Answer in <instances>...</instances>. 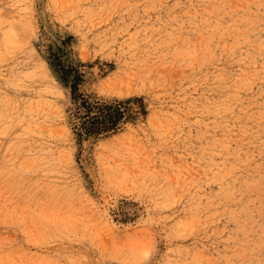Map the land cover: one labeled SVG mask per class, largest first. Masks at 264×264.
<instances>
[{
  "label": "rangeland",
  "instance_id": "obj_1",
  "mask_svg": "<svg viewBox=\"0 0 264 264\" xmlns=\"http://www.w3.org/2000/svg\"><path fill=\"white\" fill-rule=\"evenodd\" d=\"M263 93L264 0H0V264H264Z\"/></svg>",
  "mask_w": 264,
  "mask_h": 264
},
{
  "label": "bare ground",
  "instance_id": "obj_2",
  "mask_svg": "<svg viewBox=\"0 0 264 264\" xmlns=\"http://www.w3.org/2000/svg\"><path fill=\"white\" fill-rule=\"evenodd\" d=\"M243 56V55H242ZM264 94V93H263ZM234 106V105H233ZM244 106V105H243ZM246 106V105H245ZM232 108V107H231ZM249 114V113H248ZM3 115V114H2ZM232 115V114H231ZM7 116V115H6ZM251 116V115H250ZM238 122V121H237ZM241 123V122H240ZM239 123V124H240ZM249 127V126H248ZM260 127V126H259ZM244 128V127H243ZM26 130V129H25ZM245 130V129H244ZM243 130V131H244ZM28 133V132H27ZM34 133V132H33ZM37 135V134H36ZM242 135H244V134H242ZM226 141V140H225ZM248 143V142H247ZM224 146V145H223ZM19 148V147H18ZM227 148H229V147H227ZM18 150V149H17ZM245 151V150H244ZM252 155V154H251ZM234 156V155H233ZM34 160H36V159H34ZM223 160V159H222ZM241 168V167H240ZM245 171V170H244ZM259 177V176H258ZM256 186V185H255ZM243 199V198H242ZM252 232V231H251ZM236 239V238H235ZM256 239V238H255Z\"/></svg>",
  "mask_w": 264,
  "mask_h": 264
},
{
  "label": "snow or ice",
  "instance_id": "obj_3",
  "mask_svg": "<svg viewBox=\"0 0 264 264\" xmlns=\"http://www.w3.org/2000/svg\"><path fill=\"white\" fill-rule=\"evenodd\" d=\"M146 264H147V262H146Z\"/></svg>",
  "mask_w": 264,
  "mask_h": 264
}]
</instances>
